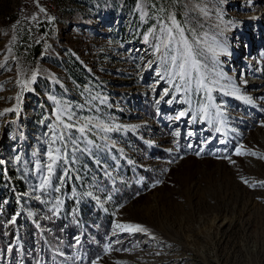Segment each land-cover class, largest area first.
<instances>
[{
    "label": "rangeland",
    "instance_id": "rangeland-1",
    "mask_svg": "<svg viewBox=\"0 0 264 264\" xmlns=\"http://www.w3.org/2000/svg\"><path fill=\"white\" fill-rule=\"evenodd\" d=\"M173 18L205 53L210 94L196 73L179 93L163 76L151 33ZM251 79L264 81V0H0V264H264V84ZM85 218L100 235L78 234Z\"/></svg>",
    "mask_w": 264,
    "mask_h": 264
},
{
    "label": "snow or ice",
    "instance_id": "snow-or-ice-1",
    "mask_svg": "<svg viewBox=\"0 0 264 264\" xmlns=\"http://www.w3.org/2000/svg\"><path fill=\"white\" fill-rule=\"evenodd\" d=\"M43 11V9H41ZM154 40L156 41L153 44V50L156 54L157 60L161 64V66L164 68L163 76H167L169 83L173 84L175 92H181V91H190L191 85L193 81V73H196V79L195 84L196 88L198 90H204L207 93H211L212 88L209 86L211 84L218 83V81L212 80L210 77H206L201 73L202 63L201 60L198 58L199 56H203L205 53L197 51L194 47L198 42L193 40L191 43L189 42L188 38L184 35V29L176 23L175 19H171L170 21H165L162 23V27L157 30H153L151 33ZM145 42H148L149 37L146 35L143 37ZM208 52H212L213 56H215V50L212 48L207 49ZM151 66V61L149 62V67ZM157 75H162L161 73H157ZM162 76V78H163ZM32 79H35V75H33ZM168 92L165 91V95H167ZM163 99V97H161ZM210 99V96H209ZM240 99L246 100L249 103H251V100L246 96H241ZM170 103L171 101H166ZM159 103V101H157ZM10 111H15V109H11ZM201 111H204L201 109ZM185 112H180L177 119L180 117L185 116ZM205 115L207 113L205 112ZM57 119L60 120V117L57 116ZM193 119H195V116H193ZM62 126L67 129H75L78 131L81 136L86 131L85 126H80L77 128L75 124H69V123H63L61 122ZM103 131H111V128L104 127L102 128ZM219 131V129H217ZM176 136H179L180 133L176 132L174 133ZM53 135L54 139L52 140V143L55 144L57 142V139L63 140L65 137V133H60L59 136H56L55 129H53ZM71 139V137H69ZM88 143H91L89 141ZM73 148L75 149V144H73ZM60 149L56 148L55 152L60 153ZM199 154V153H198ZM240 154V153H237ZM251 155H256V153H250ZM48 158L51 161L46 167L48 175H46L40 185L41 189L45 188L50 184L51 176L53 173L54 165L57 162L58 157L53 155V151L50 150L48 152ZM226 159H230L229 157H224ZM264 158V157H261ZM247 183V181H244ZM159 183V181L157 182ZM156 185L154 184L153 187ZM56 191H59L57 188ZM59 201H57V204ZM15 223V221H12ZM116 228L120 230H127L130 232H146L147 230L144 229L140 225H132V224H116ZM93 264H96V262H93Z\"/></svg>",
    "mask_w": 264,
    "mask_h": 264
},
{
    "label": "trees",
    "instance_id": "trees-1",
    "mask_svg": "<svg viewBox=\"0 0 264 264\" xmlns=\"http://www.w3.org/2000/svg\"><path fill=\"white\" fill-rule=\"evenodd\" d=\"M37 51H38V49H37ZM145 176H148V174H149V172H144L143 173ZM130 188V192L131 191H134L136 188H137V185H135V184H133L132 185V187H129ZM126 189V188H125ZM128 191V190H127ZM85 220H88L87 218H85L84 219V221ZM52 225H53V227H52V230H54L56 233H61V231H60V229H64L66 232H70L72 229H73V227L72 226H67V227H61V225L60 224H58L59 223V221H51L50 222ZM86 223H88V222H86ZM104 223H106V221L104 222ZM56 224V225H55ZM50 225V224H49ZM13 224H10V228L8 227L7 228V230H8V237H11L12 236V234H13V232H14V229H13ZM51 226V225H50ZM80 227V226H79ZM30 227L29 226H27L25 229H22V231H23V237H28L29 236V234L32 232L30 229H29ZM55 228V229H54ZM84 228H86V229H90V228H88V226L87 225H85L84 226ZM80 229H81V231H79L78 233H81V235H83V238H85V236H86V233H85V230H83L81 227H80ZM103 230L104 229V226L103 227H101V224H100V228H96V230H97V232L95 231V230H93V231H95L96 232V234L95 233H93V237H95V236H98V235H100V233H99V231L100 230ZM3 230V228L1 227V222H0V231H2ZM53 231V234H56L55 232ZM47 237H48V239H49V242H48V245L50 246V247H54V244H53V241L51 240V238H49V236L47 235ZM93 240V239H92ZM0 246L1 247H5V244H4V238L2 237V235H0ZM2 248V249H3ZM92 248V246H89V249H91Z\"/></svg>",
    "mask_w": 264,
    "mask_h": 264
},
{
    "label": "built area",
    "instance_id": "built-area-1",
    "mask_svg": "<svg viewBox=\"0 0 264 264\" xmlns=\"http://www.w3.org/2000/svg\"><path fill=\"white\" fill-rule=\"evenodd\" d=\"M50 1H51V0H48V3H50ZM51 9H52V12H53L54 14L57 12V7H56L55 4H53V5L51 6ZM20 13H21V7H20L19 5H17V14H16L15 18H18L19 15H20ZM7 19H9L8 16H7ZM18 44L20 45V47H25V44H26V43H25V41L20 40V41H18Z\"/></svg>",
    "mask_w": 264,
    "mask_h": 264
},
{
    "label": "bare ground",
    "instance_id": "bare-ground-1",
    "mask_svg": "<svg viewBox=\"0 0 264 264\" xmlns=\"http://www.w3.org/2000/svg\"><path fill=\"white\" fill-rule=\"evenodd\" d=\"M253 60H255V59H252V61H253ZM249 71H250V70H249ZM252 72L254 73V71H252ZM254 74H256V72H255ZM258 80H259V79H258ZM258 80L251 79V80H250V81H251V83H250V84H252V83H254V82H258V83L260 82V84H262V85L264 84V81H262V80H259V81H258ZM245 84H246V83H243V85H242V86H243V87H246V85H245ZM256 85H257V84H256ZM261 93H262V92H261ZM263 105H264V104H263Z\"/></svg>",
    "mask_w": 264,
    "mask_h": 264
}]
</instances>
